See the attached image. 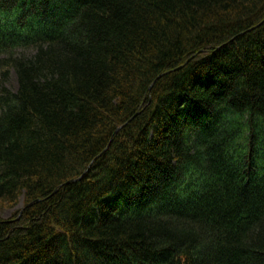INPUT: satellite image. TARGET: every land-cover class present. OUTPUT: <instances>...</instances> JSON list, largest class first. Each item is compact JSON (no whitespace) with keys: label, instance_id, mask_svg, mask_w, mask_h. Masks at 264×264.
I'll return each instance as SVG.
<instances>
[{"label":"trees","instance_id":"1","mask_svg":"<svg viewBox=\"0 0 264 264\" xmlns=\"http://www.w3.org/2000/svg\"><path fill=\"white\" fill-rule=\"evenodd\" d=\"M0 76V264H264V0H0Z\"/></svg>","mask_w":264,"mask_h":264},{"label":"rangeland","instance_id":"2","mask_svg":"<svg viewBox=\"0 0 264 264\" xmlns=\"http://www.w3.org/2000/svg\"><path fill=\"white\" fill-rule=\"evenodd\" d=\"M21 52L26 54V55H29V54L32 53L31 50L18 51V53H21ZM0 78H1V76H0ZM1 85L2 86L6 85L8 88H10L12 90L16 89V87H17L16 86L17 85L16 76H15V73L13 72V70H10L9 76L7 77L6 81H4V83H2ZM21 206H22V200H20L18 207L20 208ZM12 212H13V210L2 209V210H0V216L4 217V218H7V217H9L12 214Z\"/></svg>","mask_w":264,"mask_h":264},{"label":"water","instance_id":"3","mask_svg":"<svg viewBox=\"0 0 264 264\" xmlns=\"http://www.w3.org/2000/svg\"><path fill=\"white\" fill-rule=\"evenodd\" d=\"M72 181V180H71ZM71 181H69V182H71Z\"/></svg>","mask_w":264,"mask_h":264}]
</instances>
